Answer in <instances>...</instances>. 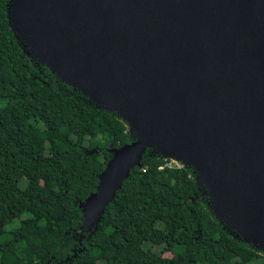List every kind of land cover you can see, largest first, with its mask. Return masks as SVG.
Here are the masks:
<instances>
[{
    "label": "water",
    "instance_id": "1",
    "mask_svg": "<svg viewBox=\"0 0 264 264\" xmlns=\"http://www.w3.org/2000/svg\"><path fill=\"white\" fill-rule=\"evenodd\" d=\"M6 13L27 57L140 139L113 151L86 220L151 146L191 170L224 231L264 255V0H9Z\"/></svg>",
    "mask_w": 264,
    "mask_h": 264
},
{
    "label": "trees",
    "instance_id": "2",
    "mask_svg": "<svg viewBox=\"0 0 264 264\" xmlns=\"http://www.w3.org/2000/svg\"><path fill=\"white\" fill-rule=\"evenodd\" d=\"M7 3L0 0V264H264L224 231L191 170L159 169L166 161L150 157L151 146L85 219L113 151L140 139L23 53Z\"/></svg>",
    "mask_w": 264,
    "mask_h": 264
},
{
    "label": "rangeland",
    "instance_id": "3",
    "mask_svg": "<svg viewBox=\"0 0 264 264\" xmlns=\"http://www.w3.org/2000/svg\"><path fill=\"white\" fill-rule=\"evenodd\" d=\"M9 1V0H8ZM8 4V3H7ZM89 106H91L92 108H95L96 107V104L95 103H93L92 101H89L88 103H87ZM126 127H127V130H128V132L130 131V127L128 126V125H126ZM130 133V132H129ZM149 156L150 157H154V156H159L163 161H166L165 163H166V165H174V163L175 164H178L179 166L181 165L182 166V162L181 161H178L177 159H175V158H173V157H171V159L170 158H164L162 155L160 156L159 154H158V151H157V149L155 148V149H153L150 153H149ZM192 173V172H191ZM23 183H20V187L21 188H23ZM222 225V227H223V224H221ZM17 226V222L15 221V222H13V223H11L10 225H8L7 226V228H12V227H16ZM160 249L159 248H156L155 249V251H159ZM163 256L164 257H169L170 256V254L169 253H167V252H165V253H163Z\"/></svg>",
    "mask_w": 264,
    "mask_h": 264
},
{
    "label": "bare ground",
    "instance_id": "4",
    "mask_svg": "<svg viewBox=\"0 0 264 264\" xmlns=\"http://www.w3.org/2000/svg\"><path fill=\"white\" fill-rule=\"evenodd\" d=\"M11 10V7H10ZM9 10V11H10ZM11 26L13 27V30L15 31V33L17 34V38L19 40V42L22 44V48L25 49L27 51V53H32V50L30 49V47L28 46V44L24 41V38L22 37V35L20 34V29L19 26L15 23V21H11ZM169 157H173V153H171L169 155ZM235 236V235H234Z\"/></svg>",
    "mask_w": 264,
    "mask_h": 264
},
{
    "label": "built area",
    "instance_id": "5",
    "mask_svg": "<svg viewBox=\"0 0 264 264\" xmlns=\"http://www.w3.org/2000/svg\"><path fill=\"white\" fill-rule=\"evenodd\" d=\"M163 167H165V168H171V167H174V168H182V166L180 165H178V164H175L174 163V165H166V163L162 166V167H159V169H162Z\"/></svg>",
    "mask_w": 264,
    "mask_h": 264
}]
</instances>
